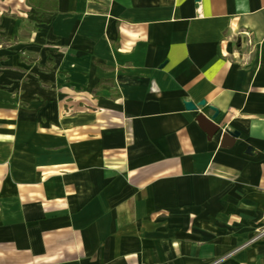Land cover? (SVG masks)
<instances>
[{"label":"crops","instance_id":"crops-1","mask_svg":"<svg viewBox=\"0 0 264 264\" xmlns=\"http://www.w3.org/2000/svg\"><path fill=\"white\" fill-rule=\"evenodd\" d=\"M56 1L0 0V264H264V0Z\"/></svg>","mask_w":264,"mask_h":264},{"label":"water","instance_id":"water-1","mask_svg":"<svg viewBox=\"0 0 264 264\" xmlns=\"http://www.w3.org/2000/svg\"><path fill=\"white\" fill-rule=\"evenodd\" d=\"M205 105V101H202L198 105L188 102L185 106L188 110L197 111L200 106L204 107ZM210 109L213 112L211 117H208L203 113H199L197 116V122L199 123L200 128L207 134L209 139L213 138L221 130L220 126L215 123V119L219 115L218 109L214 107H210ZM238 137V132L226 130L221 135V145L223 147H232Z\"/></svg>","mask_w":264,"mask_h":264},{"label":"trees","instance_id":"trees-1","mask_svg":"<svg viewBox=\"0 0 264 264\" xmlns=\"http://www.w3.org/2000/svg\"><path fill=\"white\" fill-rule=\"evenodd\" d=\"M27 3L38 11H56L58 9L56 0H27Z\"/></svg>","mask_w":264,"mask_h":264}]
</instances>
